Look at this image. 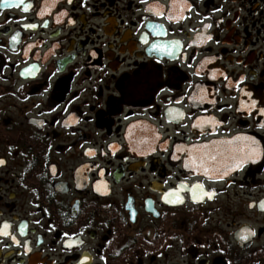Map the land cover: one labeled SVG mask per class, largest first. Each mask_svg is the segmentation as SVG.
I'll use <instances>...</instances> for the list:
<instances>
[{
	"label": "flooded vegetation",
	"instance_id": "1",
	"mask_svg": "<svg viewBox=\"0 0 264 264\" xmlns=\"http://www.w3.org/2000/svg\"><path fill=\"white\" fill-rule=\"evenodd\" d=\"M0 264H264V0L0 5Z\"/></svg>",
	"mask_w": 264,
	"mask_h": 264
},
{
	"label": "snow or ice",
	"instance_id": "2",
	"mask_svg": "<svg viewBox=\"0 0 264 264\" xmlns=\"http://www.w3.org/2000/svg\"><path fill=\"white\" fill-rule=\"evenodd\" d=\"M69 2H71V0H69ZM16 3H19V0H0V5H3V6H9V5L16 4ZM23 7H24V10L26 11V10H28L29 7H31V5L24 4ZM157 8H159V6H157ZM151 10H152L151 7H149L147 9V11H151ZM158 14H159V12H158ZM169 19H171V17H169ZM25 27L35 28L36 25L35 24H28V25H25ZM150 27L153 29H159L160 25H151ZM205 27H207V25H205ZM12 39L15 40L16 36H13ZM141 39L146 42V37L142 36ZM173 43H176V42H173ZM152 47L156 48L157 45L153 44ZM177 102H179V101H177ZM253 106H255V105L253 104ZM178 115L183 116V113L178 112ZM195 126L196 125H193V127H195ZM236 139H240V138L238 137ZM243 139L247 140L248 138L245 137ZM224 143L230 144L232 142L231 141H225ZM233 151H234V153L239 154V155L234 154L230 157V159L234 161V166H236V167L242 166V164L244 163V161L246 159H248L250 156H253L256 154L254 142L252 143V145L246 144V145H244V147H238V148L234 149ZM173 158L176 159L177 157L173 156ZM216 159H217L216 156H213L211 153H208L206 155H197L194 157H190L189 160L186 161L185 167L193 166L194 170L202 169L204 171V174L208 175L210 169L207 166V164L209 161L215 162ZM217 175L219 176L220 174L217 173ZM182 187H183V185L180 186V188H182ZM199 187H201V186L200 185H194L193 186V188H199ZM206 194L211 195L210 193H206ZM4 227H7V225H4Z\"/></svg>",
	"mask_w": 264,
	"mask_h": 264
}]
</instances>
